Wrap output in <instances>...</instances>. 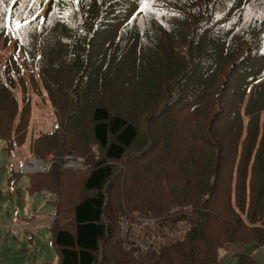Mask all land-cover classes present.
<instances>
[{"label": "trees", "instance_id": "1", "mask_svg": "<svg viewBox=\"0 0 264 264\" xmlns=\"http://www.w3.org/2000/svg\"><path fill=\"white\" fill-rule=\"evenodd\" d=\"M117 2L3 0L0 4V139L11 153L27 138L32 152L46 157L53 153L49 156L55 160L44 177L31 176L28 186L31 194L37 195L42 187L55 194L48 228L58 260L45 264H220L218 250L224 243L244 244V250L234 253L238 264H263L253 250L264 243V173L254 171L255 166L264 171V74L259 75L250 61L264 38H258L259 27L250 34L246 22L264 25V0H151L149 5L136 0L132 12L128 4ZM115 14L124 20L108 38L106 27L119 24ZM139 18L145 20L142 31L134 29ZM241 18L245 19L242 26L230 28ZM24 19L28 24L17 29L15 22ZM179 21L195 26V33L186 34V42H193L188 45L189 58L175 59L176 36L184 37L178 33ZM154 24L174 36L164 35ZM154 32L158 35L153 47L131 45L138 42L135 35L151 38ZM244 39L251 42L249 49ZM7 44L11 51L3 60ZM218 69L223 79L220 91L213 94L220 97L228 83L234 94L239 86L233 82L244 75L241 102L225 98L221 106L220 97L209 106L204 82ZM202 72L206 76L199 78ZM35 94L40 98L46 94L57 127L33 137L29 127ZM69 98L75 99L70 122L63 113ZM207 115L205 129L202 120ZM83 119H90L86 128L80 125ZM140 127L146 137L137 140ZM227 129L234 138L229 155L240 156L244 150L245 156L233 165L242 185L233 188L237 207L227 200L235 213L230 212L234 223L223 231L217 227L214 233L212 216L223 215L213 209L218 201L206 195L214 187L209 178H216L224 161ZM198 143L215 156L214 162L204 159L200 168L207 172L202 195L191 204L175 191L172 202L168 182L183 171L190 174L193 156L187 149ZM181 144L187 148L184 158H180ZM262 155L263 162L258 159ZM67 156L68 161L80 157V166L88 170L79 165L63 168ZM132 162L134 172L129 171ZM189 178L193 182L192 175ZM120 183L132 196L124 210L120 203L127 194L115 192ZM245 196H250L247 210ZM136 204L141 210L132 209ZM125 212L157 219L149 227L158 240L147 251L136 254V249H124L119 223ZM241 213L258 227L249 226ZM245 230L252 232L247 240L241 238ZM110 242L116 252L111 259L106 254Z\"/></svg>", "mask_w": 264, "mask_h": 264}, {"label": "rangeland", "instance_id": "2", "mask_svg": "<svg viewBox=\"0 0 264 264\" xmlns=\"http://www.w3.org/2000/svg\"><path fill=\"white\" fill-rule=\"evenodd\" d=\"M133 2L136 3V0H132L131 3L130 0H118L117 5L121 6L124 4H128V9L131 10L132 12L134 8ZM44 10L45 8L42 9L40 13L42 17L44 14ZM115 15H116L115 19L118 20L119 24L114 23L111 26L106 27V30L104 32H106L105 35L108 38H110L112 35L117 33L116 31L121 27V23L124 20V18H121L119 15L117 14ZM244 21L245 19L241 18L237 22H232L230 28L237 27V24L242 26L244 24ZM144 22L145 20L143 18H139L134 26V29L140 31L144 30V26H143ZM194 24L197 26L196 23ZM163 25H167V24H163ZM191 25L192 24L185 25L183 21H179L177 24L178 29L180 30L178 33L181 32L184 33V37L176 36L175 45L177 46V48L175 49V59L177 58L181 59V56H186L187 58L192 57V51L189 50L188 45L193 42L191 40L189 42H186L187 40L186 34L187 36H189L195 33V26H191ZM246 25L250 34L254 32L256 27H259L261 29V32L258 35V38L259 39L264 38V25L261 24L256 25L254 23L249 24L248 22H246ZM154 27H156L157 30L159 29L160 31H162V33L168 37L174 36V35H169L170 30H164L163 28L157 26L156 24H154ZM130 30H132V28H130ZM101 35L103 36V34ZM157 35L158 34L156 32H154V35L151 38L148 37V34L135 35L134 36L135 40L138 42L134 44L131 41V45L133 47L139 45L138 49L141 48L142 46L153 47L156 44L154 38ZM151 42L152 44H150ZM243 44L246 46L247 49L250 48V44H251L250 42L244 41ZM10 51H11V46H9L8 44L5 47H3L1 53V57L3 60ZM254 52H255L254 55L255 60L250 61V64L256 66L259 75H263L264 45H260L259 48ZM228 62L230 63L231 61ZM203 64L204 63L201 60L200 65L202 66V68L205 66ZM218 71L219 69L216 72L211 73L208 78V81L204 82L206 88H209V96L211 98L209 101V106H215L216 100L219 99L220 97L222 98L220 100L221 106H223L222 100H224L225 98H227L228 102L231 103L241 102L242 90L240 89V87L245 81V76L237 75L236 78L237 80L234 81L233 84H237V86H239V90L237 87L236 92L234 94L230 93L229 89L231 87V84L228 83L227 89L221 92L220 97H217V95L213 94V92L218 93L220 91V85L223 79L222 77L223 74L220 75L219 73H217ZM202 76H206V74H204V72L198 74L199 78ZM41 98L38 97L36 94L33 95V102H32L33 118L31 120V124L29 127V133L30 131H32L33 137L38 136V134H40L41 132H47L49 129L56 128L55 126L56 120L54 118V114L52 111L51 102L48 99H46L47 98L46 94H44V98L42 99ZM74 101H75L74 98L67 99L68 106L63 112L65 113L64 114L65 119L66 120L68 119V121H69L68 116L70 114L71 108H73V110L75 108L73 104ZM152 104H154V102H152ZM163 104L164 101L160 103V106L162 107ZM84 105L88 107L89 103H85ZM77 114L78 116H82L81 112ZM82 114H85V112ZM72 117H76V116H72ZM209 118L210 116L207 115L202 120L205 129L207 127ZM89 120L83 119L80 122V125L83 128H86V124ZM144 124H145V120L143 121V125ZM90 127L91 124L90 126H88L87 129H89ZM156 127L160 129V124H156ZM225 132H227V136L225 139V143L223 144V147L226 149V154L223 156L224 161L222 165L220 164V168L216 174V178L215 177L209 178L208 182L213 183L214 187L211 191L209 189L208 190L209 194L206 195L207 197L212 198V200L218 201L219 206L213 209L220 214L219 217L223 215L222 218L212 216L211 220L215 224L214 233L218 232V228L223 231L224 227L230 228L231 224L234 223L233 216L230 213V212L232 213L234 212L233 209L230 207L229 202L234 207H237V202H236L237 195H235V189L233 188L238 185H242V183L238 181L239 174L236 175V172L233 171V165H234V160H237L240 157L242 158L245 156L244 150L241 151L240 156L235 153L233 155H229L231 142L234 138L228 134L229 133L228 129ZM165 134L163 135V137H165ZM218 134H221V132H218ZM141 137H146V133L142 127L139 128V135L137 140ZM208 145L210 146V143H208ZM181 147L182 148H180V150L182 151L180 158H184L187 155V153L184 152V148L186 147L182 146V144ZM201 147H204V149ZM187 150H189L191 155L193 156V159H191L192 164L189 167L190 174H188V171L187 173L183 171L184 173L182 172L180 173V175H177L176 177L173 176V181L168 182V186L170 190L169 196H172V202H173L174 198L176 197L174 192L178 191V193L181 194L182 196H186L187 203L193 204L196 200H198L199 196L202 195L201 189L204 188L205 186L204 175L207 172L203 174V169L200 171V168L202 164H205V161L214 162L215 156L213 158L211 155V149H209L204 145L200 146V143L194 145L192 147V150L190 149ZM212 151L214 152V149H212ZM51 154L53 156V153ZM49 155L48 157H46L43 155H37V152H32L30 150V141L27 138L22 146L15 147V150L9 153L8 150L5 148V142H3L0 139V264H45L47 262L55 263L58 260L57 252L52 248V246L49 243V228H48V226L51 224L53 220V216H52L53 206L48 202V199L55 200V194L49 191V189L44 187L41 188L40 193H38L37 195L31 194L28 190L31 176L38 175L42 178L43 174L48 173L49 170H51V168L54 166L53 162L55 160L54 158L51 159L52 156ZM35 157L36 160L34 161V164L30 165V167L26 172L20 170L24 162L26 163L32 162L33 158ZM69 157L70 156H67L65 161L61 163L63 168L71 167L73 165L80 166L81 161L78 159L80 157L68 161ZM261 157H263V155L260 156L258 159H260ZM59 161L61 162L62 160ZM261 162H263V160ZM134 163L133 162L131 163L129 167V171L133 170L134 172ZM195 167H198L199 169ZM80 168L82 170H88V167L80 166ZM125 168L126 165H122V169ZM254 171L256 173H261V174L264 173V171L258 172L257 166L254 167ZM126 174H128V172ZM189 175H192L193 178V182L191 183H189L190 181ZM164 180L166 181V179ZM122 181L124 184H126V182L123 179ZM123 183L118 184L115 188V192H121L123 190L127 194V196H125V200L120 203V209L122 210L128 208L125 206L126 201L128 198L132 197V196H128L131 190L129 188H126L123 185ZM156 185L157 184H154V189L156 188ZM228 196H232V199L229 200ZM238 196L242 198V196L244 195L242 192H240ZM262 196H264V194ZM245 197L247 198V204L245 210H247L248 206L250 205L249 202L250 196H245ZM40 201L43 202L40 203ZM141 207L142 206L136 204L132 209L141 210L140 209ZM33 208H36V210L33 211ZM115 208L118 209L117 206ZM37 213L41 214V216L38 217L36 215ZM126 215H128V213L126 212L122 214V216H126ZM242 216L243 219L246 222H248L249 226L258 227L252 223H249V221L247 220V215L245 213L242 214ZM193 217L194 219L196 218L194 213L192 214V218ZM223 218L226 219V222ZM25 221H28L30 225H28V223ZM261 226H263V230H264V225ZM33 228H36L37 231L35 230L36 232H33L34 231ZM17 231L21 232V234L18 235ZM247 234L248 236L252 235V232L245 230L244 237L241 238H243V240H247L246 239ZM257 244L259 246L258 248L253 250V255L259 261L260 260L264 261V243H257ZM244 249H245L244 244L224 243L222 247L219 248L218 250L220 264H238L237 263L238 258L234 255V253H237ZM114 252L115 251L113 250V244L110 242L108 244V249L106 251V254H108L109 258L111 259L114 256ZM103 253L104 250L101 254L103 255ZM106 264H108V261Z\"/></svg>", "mask_w": 264, "mask_h": 264}, {"label": "built area", "instance_id": "3", "mask_svg": "<svg viewBox=\"0 0 264 264\" xmlns=\"http://www.w3.org/2000/svg\"><path fill=\"white\" fill-rule=\"evenodd\" d=\"M81 162L82 159L78 158ZM36 157L32 162L25 163L22 167L23 171H27L30 165L34 164ZM128 215L120 217V235L123 239V247L127 251H134L136 254L140 251H147L151 246L155 245L158 236L156 232L149 226L154 224L157 219L152 216H143L140 213L126 212ZM30 225L28 221H25ZM24 222V223H25ZM34 230V228H33ZM35 232V230L33 231ZM18 235L21 232H18Z\"/></svg>", "mask_w": 264, "mask_h": 264}, {"label": "snow or ice", "instance_id": "4", "mask_svg": "<svg viewBox=\"0 0 264 264\" xmlns=\"http://www.w3.org/2000/svg\"><path fill=\"white\" fill-rule=\"evenodd\" d=\"M33 2L35 3V2H37V0H33ZM43 2H44V3H47V0H43ZM2 3H3V0H0V4H2ZM141 3L144 4V5H149V4L151 3V0H141ZM32 19L34 20L35 17L33 16ZM28 22H29V21H28L27 19H24V20H17V21L15 22V27H16L17 29H19V28L25 26L26 24H28Z\"/></svg>", "mask_w": 264, "mask_h": 264}, {"label": "crops", "instance_id": "5", "mask_svg": "<svg viewBox=\"0 0 264 264\" xmlns=\"http://www.w3.org/2000/svg\"><path fill=\"white\" fill-rule=\"evenodd\" d=\"M50 200H51V199H48V202H49V203H50ZM42 202H43V201H40V203H42ZM34 210H36V208H33V211H34ZM36 215H37L38 217H40V216H41V214H39V213H37ZM50 215H51V214H50ZM34 230H36V231H37V229H36V228H34ZM36 231H35V232H36ZM260 261H261V262L264 264V261H263V260H260Z\"/></svg>", "mask_w": 264, "mask_h": 264}, {"label": "clouds", "instance_id": "6", "mask_svg": "<svg viewBox=\"0 0 264 264\" xmlns=\"http://www.w3.org/2000/svg\"><path fill=\"white\" fill-rule=\"evenodd\" d=\"M194 9V8H193ZM244 41H245V39H244ZM251 43V42H250ZM120 224V223H119ZM122 238V237H121ZM158 240V239H157ZM157 242V241H156Z\"/></svg>", "mask_w": 264, "mask_h": 264}, {"label": "bare ground", "instance_id": "7", "mask_svg": "<svg viewBox=\"0 0 264 264\" xmlns=\"http://www.w3.org/2000/svg\"><path fill=\"white\" fill-rule=\"evenodd\" d=\"M25 163H26V162H24L23 164H25ZM23 164H22V165H23ZM22 165H21V166H22Z\"/></svg>", "mask_w": 264, "mask_h": 264}]
</instances>
